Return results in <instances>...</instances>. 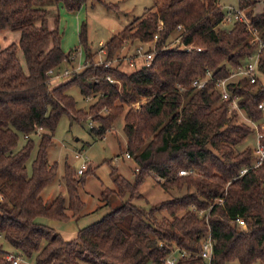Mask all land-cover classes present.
<instances>
[{
    "label": "trees",
    "instance_id": "trees-1",
    "mask_svg": "<svg viewBox=\"0 0 264 264\" xmlns=\"http://www.w3.org/2000/svg\"><path fill=\"white\" fill-rule=\"evenodd\" d=\"M84 1L0 0V237L13 251L33 257L35 264H165L176 248L185 254L173 264H207L198 253L203 237L210 234V264L232 260L264 264V156L254 165V148L237 147L253 127L236 120L237 111L229 110L230 99H223L215 87L218 79L257 50L246 24L222 26L225 10L219 0H154L103 42L107 61L120 54L125 42L151 41L158 33L150 45V63L128 72L120 68V61L93 62L95 51L87 43L82 22L83 69L50 84L52 71L71 61V50L61 48L60 8L73 12ZM255 3L237 0L264 38V6L255 12ZM171 34L180 39L168 45ZM188 44L193 48L183 47ZM257 68L254 82L242 77L227 83L237 105L255 121L262 117L257 103L264 99V49ZM206 69L210 78L202 87L192 86L193 77L203 76ZM72 85L85 97L96 94L86 111L67 92ZM88 113L97 123L90 131L99 136L123 114L125 153L136 163L135 177L129 181L112 170L115 188L101 192L109 210L79 228L73 238L64 239L36 219L67 220L76 215L82 207L77 188L85 170L75 177L67 167V198L57 193L44 201L41 191L55 174L47 149L62 115L80 121ZM38 129L28 171L31 134ZM20 136L24 142L18 146ZM259 142L264 148V129ZM180 169L190 172L179 175ZM151 173L164 189L177 193L146 209L132 199L140 195L139 186ZM110 194L120 203L111 206ZM191 207L203 209V215ZM161 211L166 215L159 217ZM237 217L243 218L242 225ZM7 252L0 242V264H11Z\"/></svg>",
    "mask_w": 264,
    "mask_h": 264
},
{
    "label": "rangeland",
    "instance_id": "rangeland-1",
    "mask_svg": "<svg viewBox=\"0 0 264 264\" xmlns=\"http://www.w3.org/2000/svg\"><path fill=\"white\" fill-rule=\"evenodd\" d=\"M153 3L154 0H85L76 11L70 12L64 8L60 9L58 26L61 31V48L64 52L71 50V61L62 62L55 72H62L67 68L71 72L68 76L70 77L73 73L83 69L85 52L79 42V30L82 22L85 23L86 27L87 43L90 45L92 52L95 51L92 58L93 62L98 63L97 61L104 59V53L100 51V45H98L99 41H107L112 34L120 31L133 18L140 16ZM219 3L223 10H226L227 6H237V0H219ZM263 6L264 0H256L253 10L259 12ZM222 26L227 27L229 25ZM173 35L169 36L170 40L174 37ZM138 43L125 42L119 51V55L124 56L132 53ZM141 64V58H136L133 64H130L126 59H122L120 68L129 72ZM68 77L50 80V84H55ZM67 92L76 99L77 107L85 111L88 109L89 104L96 99V94L88 97L83 96L77 85L70 86ZM86 116L87 118L76 121L71 120L65 114L62 115L54 130L52 142L47 149L49 163L55 164V174L41 191L44 201L51 200L57 193H62L67 198L64 178L66 168L68 167L73 175L78 177L81 173H77V169L83 161L86 162L83 183L77 188L82 207L76 215L70 216L67 220L48 217H38L36 219L54 228L64 239L73 238L79 228L101 218L109 210L110 207L103 205L101 201V192L104 189L115 188L112 170H115L116 173L129 181H133L135 177L136 163L131 157L125 156L126 136L123 130V114H119L111 127L101 136L90 131V128L94 125L97 126V123L91 119L89 113ZM236 120L245 121V118L238 115ZM31 138L33 149L26 163L28 171H30L31 160L36 152L39 133L31 134ZM256 138V130L253 128V131L237 147L243 148L249 145L254 148ZM23 142L24 138L20 136L18 146L22 145ZM176 193L175 189H172V193L164 189L157 182L156 175L151 173L145 177L139 186L140 195L135 196L132 203L147 209ZM109 200L111 206H114L119 204L121 199L114 194H110ZM163 214L166 215L164 211H161L158 216L160 217ZM0 242L4 250L13 251L12 246L2 237H0ZM19 264L35 263L33 257L23 256V261ZM226 264L239 263L232 260Z\"/></svg>",
    "mask_w": 264,
    "mask_h": 264
},
{
    "label": "built area",
    "instance_id": "built-area-1",
    "mask_svg": "<svg viewBox=\"0 0 264 264\" xmlns=\"http://www.w3.org/2000/svg\"><path fill=\"white\" fill-rule=\"evenodd\" d=\"M235 21H243L246 24L247 31L250 34V40L257 44V50L250 58H248L241 65L231 69L228 76L218 79L215 82V87L219 90L223 99H230L229 110H236L238 115L242 116V118H245V121L248 122L256 130L257 138H256V145L254 147L256 158L254 161V165H258L264 156V148L262 144L259 142L260 129H264V99L260 100L257 103V107L262 112L261 119L258 121L252 120L246 114H244L243 110L237 105L236 98L232 96L229 90L227 89V83L230 81H235L242 77L247 78L249 82H254L256 80L259 73L257 68V64L259 60V52L261 51V49H264V38H262L258 30L250 24L243 9L239 8L238 6H227L225 13L222 17L221 24L229 25ZM178 29H180V26H178ZM157 38H158V33H155L151 41L139 42L137 45H135L132 53L124 56L118 55L107 61L105 59H100L97 62L104 63L105 65H109V64L113 65L112 62L115 61L118 62L121 61L122 59H126L130 64H133L136 58H141L142 63L144 65H148L153 57V50L150 48V45L152 46V44ZM179 39H180L179 35L174 36L170 40V42H168V45H172L178 42ZM98 45H100V51L105 54V48L103 47V42L99 41ZM183 47L189 50L193 48V45L188 44V45H183ZM195 48L197 50H200V47H195ZM70 74L71 72L67 68H65L62 72L52 71V76L50 80H59L68 77ZM210 76H211V71L206 69L203 76L198 75L193 77L191 81V85L197 88L202 87L205 84V82L210 78ZM107 79L110 81L113 80L109 76H107ZM125 156L130 157L128 153H125ZM85 166H86V162L83 161L81 166L77 169V173L79 174L82 173L84 171ZM245 170L246 167L242 168L240 172L243 173ZM188 172H190V170L180 169L178 171V174L183 175V174H187ZM218 201H221V199H218ZM191 209L195 210L198 216H202L204 213L203 209H196L195 207H191ZM235 221L239 225H242L244 223V220L241 217H237ZM175 251L177 253H173L172 251L170 254L166 256L165 264H173L178 258V256L185 254L183 250H179L178 248H176ZM198 255L202 257L207 264H210V259L212 255V238L210 234H207L203 237L201 242V249ZM5 257L11 262V264H19L20 262L23 261V255L19 251H8L5 254Z\"/></svg>",
    "mask_w": 264,
    "mask_h": 264
},
{
    "label": "crops",
    "instance_id": "crops-1",
    "mask_svg": "<svg viewBox=\"0 0 264 264\" xmlns=\"http://www.w3.org/2000/svg\"><path fill=\"white\" fill-rule=\"evenodd\" d=\"M50 7H51V9H54L55 8L54 5H51ZM60 9H62V8H60ZM37 132L40 133L41 132V129H38Z\"/></svg>",
    "mask_w": 264,
    "mask_h": 264
}]
</instances>
